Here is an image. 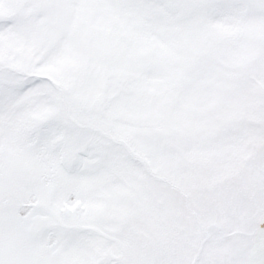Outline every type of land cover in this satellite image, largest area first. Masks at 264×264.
<instances>
[{"label":"snow or ice","instance_id":"snow-or-ice-1","mask_svg":"<svg viewBox=\"0 0 264 264\" xmlns=\"http://www.w3.org/2000/svg\"><path fill=\"white\" fill-rule=\"evenodd\" d=\"M0 264H264V0H0Z\"/></svg>","mask_w":264,"mask_h":264}]
</instances>
